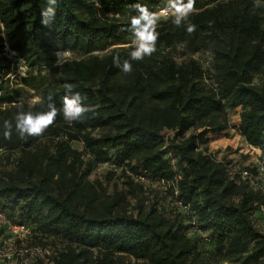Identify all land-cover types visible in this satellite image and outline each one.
<instances>
[{
  "label": "trees",
  "instance_id": "trees-1",
  "mask_svg": "<svg viewBox=\"0 0 264 264\" xmlns=\"http://www.w3.org/2000/svg\"><path fill=\"white\" fill-rule=\"evenodd\" d=\"M162 2L0 0L1 206L11 219L67 241L53 264H130V258L133 264H203L199 245H211L215 261L264 264V219L257 210L264 196L228 178L197 149L207 144V134H220L235 108L241 136L264 146V0H194L179 27L173 15L160 17L156 52L130 61L133 71L125 74L113 57L119 65L130 60L133 5L155 12ZM49 8L55 16L45 27L41 12ZM189 23L196 25L192 34ZM5 45L23 60L21 83L5 77ZM63 50L79 57L59 65L56 54ZM202 50L208 65L193 56ZM77 93L90 110L66 122L63 99ZM33 94L38 99L31 103ZM49 102L58 109L55 123L42 136L21 138L15 114L47 111ZM6 119L13 122L10 139L4 138ZM170 128L191 130L167 144L173 162L159 151L161 132ZM74 140L82 141V151L70 144ZM107 160L165 182L175 167L178 196L190 203L209 240L189 234L187 216L158 189L144 196L127 174L123 187L111 192L100 178L90 180Z\"/></svg>",
  "mask_w": 264,
  "mask_h": 264
},
{
  "label": "built area",
  "instance_id": "built-area-1",
  "mask_svg": "<svg viewBox=\"0 0 264 264\" xmlns=\"http://www.w3.org/2000/svg\"><path fill=\"white\" fill-rule=\"evenodd\" d=\"M173 9L169 6H162L157 10L160 17L166 18L172 15ZM60 53V52H57ZM19 64L18 71L23 73L26 71L25 66ZM208 65V61L204 60ZM191 130L181 132L177 128L165 129L161 132L159 137V151L163 157L174 161L167 144L171 140H180L188 135ZM209 142L198 144L197 149L209 156L215 162L222 165L226 176L230 179L243 181L253 190L259 192L264 196V146H256L248 143L244 138L242 143L235 146L231 152L229 147H223L222 151L211 148ZM6 150L0 148V158L4 155ZM124 171L129 174L136 181L153 184H158L165 192L167 188H171L169 193L168 204L171 208L185 214L188 218V232L209 240L207 230L199 226V220L196 217L195 211L191 208L190 203L178 196V189L176 186L177 180L180 178V173L174 167L175 175L167 182L164 180L150 178L141 170L133 171L125 165H119L114 160H107L99 163L95 171L99 174L105 170L110 169ZM133 171V172H132ZM257 210L264 219V201L257 205ZM48 235L38 231L35 226L25 220H13L2 209L0 199V264H53L54 258L57 257L58 251L50 243H33V240L46 241Z\"/></svg>",
  "mask_w": 264,
  "mask_h": 264
},
{
  "label": "clouds",
  "instance_id": "clouds-1",
  "mask_svg": "<svg viewBox=\"0 0 264 264\" xmlns=\"http://www.w3.org/2000/svg\"><path fill=\"white\" fill-rule=\"evenodd\" d=\"M50 4H55L57 0H47ZM170 7L173 9L172 15L174 16L173 23L179 27L187 19L194 7V0H188L187 4H183L182 0H169ZM99 6V5H98ZM133 7L137 10L138 15H134L130 20V29L134 36V48L130 52V60L125 59L122 65L118 63V55L113 57V62L117 63V66L122 67V71L125 74H129L133 71L132 63L130 61H142L145 57H150L156 52V43L158 41L159 33L156 31L157 24L159 22L160 13L151 12L149 9L140 3H136ZM55 8H49L41 12V16L45 19L41 20V23L47 27L49 20L55 16ZM196 30V25L189 23L186 31L192 34ZM57 56H62L63 60H58L57 63L61 65L66 62L69 57V52L63 50L57 53ZM66 90H71L73 85L65 84ZM48 100L51 101V96H48ZM93 108V107H92ZM90 110L89 106L81 103V95L77 93L74 97L63 99V119L66 122L79 120L81 117ZM58 116V109L54 103L49 102L47 104V111L33 112V111H18L14 116L15 127L20 134L21 138L27 136L39 137L42 136L49 127H51ZM12 120H4V138H11Z\"/></svg>",
  "mask_w": 264,
  "mask_h": 264
},
{
  "label": "rangeland",
  "instance_id": "rangeland-1",
  "mask_svg": "<svg viewBox=\"0 0 264 264\" xmlns=\"http://www.w3.org/2000/svg\"><path fill=\"white\" fill-rule=\"evenodd\" d=\"M162 6H169L170 7L169 0H163ZM155 12L157 13V11H155ZM105 14L110 15L109 12H106ZM133 41H134V39H133ZM131 44L134 46L133 42ZM122 45L127 46V44H122ZM180 50H181L180 48H177L176 52L174 53L175 60L178 63H180L182 61V59L184 58V56L181 55ZM105 51L106 50L101 51V52H99V54H102ZM2 54L5 56V61H4L5 64L9 65V69H8V72H7L5 77H8L13 82L21 83V77L26 75V71H24V73L21 70L18 71L19 64H21V60H20L21 58L19 57V55L15 51L10 50L6 45L3 47ZM193 56L196 58L203 59V60H207L206 58L208 57L207 53L203 50L199 51L197 53H194ZM69 57H79V55L77 53L69 52ZM56 58H57V61L64 59L62 56L58 57L57 54H56ZM37 99H38V96L36 94H33L31 97L28 98L29 102H31V103L36 101ZM4 104H6V103H4ZM238 113H239V108H235V109L230 110L226 113L225 119H226L227 123H226L225 127H227V128H223V130L220 132V134H215V133L207 134L208 142H209L208 145L210 147L213 144H217L218 142H216V143H214V142L223 136H225L229 140H231V139H235V141L237 140L236 144L232 147L229 145H226V147H229L231 152L234 150L235 146L242 143L243 137L241 136V134L238 131V120H239L238 119L239 118ZM70 144L79 151L83 150V143L80 140H74ZM215 148L213 147V149H215ZM133 171L135 172V170H133ZM125 174H127V173L124 171H120L119 169L114 170L111 168L110 170L109 169L105 170V171L101 172L100 174L97 171L93 170L88 178L90 180L95 179L96 177L100 178L103 185L106 187V190L108 192H111L115 189V187H117L118 189L123 187V182L126 180L125 179L126 177H124ZM127 175H129V174H127ZM129 178L132 179L134 182H137L139 184V182L136 181L134 178H132L130 175H129ZM140 185L143 186L144 190L142 189V191H143L142 194L144 196L150 197L154 193V190L158 189L161 193H163V195H165L166 202L169 201V196H170L169 193H166L158 184H156V183L148 184V183L140 182ZM131 204H133V201ZM29 243L30 244H33V243H35V244L36 243H38V244L39 243L40 244L50 243L51 246H54L55 250L58 251V250L63 248V246L67 243V241L65 239H63L61 236L48 235L46 237L45 242H43L42 240H38V241L33 240ZM198 249L207 258L204 260L203 264H240V261H236L234 259L221 260V261L220 260H218V261L213 260L211 258V253H212V246L211 245H209V246L199 245ZM133 259L134 258L129 259V262H131L130 264H133V261H134ZM124 264H129V263H126L124 261Z\"/></svg>",
  "mask_w": 264,
  "mask_h": 264
},
{
  "label": "crops",
  "instance_id": "crops-1",
  "mask_svg": "<svg viewBox=\"0 0 264 264\" xmlns=\"http://www.w3.org/2000/svg\"><path fill=\"white\" fill-rule=\"evenodd\" d=\"M239 119V118H238ZM227 128V127H225ZM220 136V135H219ZM218 142L217 144H213L211 145V148H215L216 150H219V151H222L223 150V147H225L226 145H229V146H234L237 142V140L235 141V139H231L229 140L228 138H226L225 136L219 138L218 140H216L214 143Z\"/></svg>",
  "mask_w": 264,
  "mask_h": 264
}]
</instances>
